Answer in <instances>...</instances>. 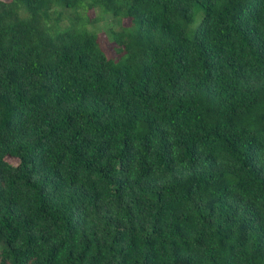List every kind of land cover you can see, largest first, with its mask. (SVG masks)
Instances as JSON below:
<instances>
[{"label":"trees","instance_id":"16d2710c","mask_svg":"<svg viewBox=\"0 0 264 264\" xmlns=\"http://www.w3.org/2000/svg\"><path fill=\"white\" fill-rule=\"evenodd\" d=\"M0 264H264V0H0Z\"/></svg>","mask_w":264,"mask_h":264},{"label":"rangeland","instance_id":"374dc122","mask_svg":"<svg viewBox=\"0 0 264 264\" xmlns=\"http://www.w3.org/2000/svg\"><path fill=\"white\" fill-rule=\"evenodd\" d=\"M86 17L88 19H93L96 16L99 15V11L98 10H89L88 12L85 13ZM85 17H83L84 20ZM109 26H113V22L111 19H104L101 21H96L94 23H92L90 25V29H92L94 32H96L98 38H97V45L100 49H102V51L105 53L106 56L111 57L112 60L114 61V63H119L121 57L123 56L122 53H115L113 50L112 45L110 44V42L108 41L107 38V33H106V29ZM187 33H189V31H187ZM10 162H14L13 159L9 160Z\"/></svg>","mask_w":264,"mask_h":264}]
</instances>
